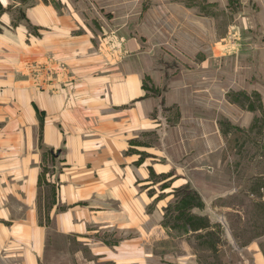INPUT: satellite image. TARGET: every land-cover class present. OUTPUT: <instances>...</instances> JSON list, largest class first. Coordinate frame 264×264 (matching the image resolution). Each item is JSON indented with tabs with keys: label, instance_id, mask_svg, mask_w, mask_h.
I'll use <instances>...</instances> for the list:
<instances>
[{
	"label": "rangeland",
	"instance_id": "374dc122",
	"mask_svg": "<svg viewBox=\"0 0 264 264\" xmlns=\"http://www.w3.org/2000/svg\"><path fill=\"white\" fill-rule=\"evenodd\" d=\"M27 1L36 0H0V127L26 115V79L34 100L45 81L60 79L54 64L26 61L16 26L26 24ZM44 1L78 14L82 30L112 50L138 40L139 58L120 69L141 71L143 82L125 105L126 138L114 157L128 166L125 197L111 203V222L94 228L105 245L51 262L264 264V0ZM140 105L146 113L130 116ZM44 161V178L58 173ZM6 258L0 264H14Z\"/></svg>",
	"mask_w": 264,
	"mask_h": 264
},
{
	"label": "crops",
	"instance_id": "0c3cea01",
	"mask_svg": "<svg viewBox=\"0 0 264 264\" xmlns=\"http://www.w3.org/2000/svg\"><path fill=\"white\" fill-rule=\"evenodd\" d=\"M83 24L71 9L36 0L26 2V24L16 26L25 34L26 61L54 64L60 79L45 81L35 100L26 79V115H12L0 127V254L7 257L1 263L14 258V264H59L51 259L105 245L94 228L110 223L111 203L125 197L128 166L114 157L120 153L117 141L126 138L125 105L142 95L143 82L141 71L120 67L142 50L134 39L112 50L108 39L88 25L82 30ZM3 101L15 106L13 99ZM137 108L130 116L141 118L145 107ZM44 156L60 166L46 178ZM48 190L53 200L47 213ZM59 204L66 208L57 210Z\"/></svg>",
	"mask_w": 264,
	"mask_h": 264
}]
</instances>
